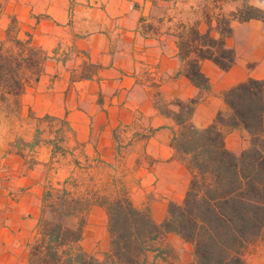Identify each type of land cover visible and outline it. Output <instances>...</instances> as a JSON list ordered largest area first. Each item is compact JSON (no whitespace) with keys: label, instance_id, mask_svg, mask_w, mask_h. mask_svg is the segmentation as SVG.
<instances>
[{"label":"crops","instance_id":"0c3cea01","mask_svg":"<svg viewBox=\"0 0 264 264\" xmlns=\"http://www.w3.org/2000/svg\"><path fill=\"white\" fill-rule=\"evenodd\" d=\"M245 3L264 10V0H0V42L16 25L15 35L28 34L47 56L37 81L0 102V264H31L33 246L50 242V229L76 230L82 221L70 249L104 259L111 236L99 200L122 190L137 208L149 206L157 224L169 202L183 201L191 175L171 145L178 126L157 105L199 98L192 122L203 129L229 114L225 91L264 80L260 20L232 22L225 44L236 62L229 71L202 63L209 90L183 72L181 35L196 26L219 39V15ZM225 142L241 154L250 136L226 131ZM152 179L158 199L150 203ZM170 240L194 252L169 234L146 264L194 261V254L161 256Z\"/></svg>","mask_w":264,"mask_h":264},{"label":"trees","instance_id":"16d2710c","mask_svg":"<svg viewBox=\"0 0 264 264\" xmlns=\"http://www.w3.org/2000/svg\"><path fill=\"white\" fill-rule=\"evenodd\" d=\"M250 20L264 22V10L245 3L236 12L219 15V39L210 30L200 33L196 26L181 35L183 72L196 87L210 89L202 71L204 61L223 71L233 67L236 53L225 41L233 34L232 22ZM46 59L28 34L23 41L11 40L8 33L7 40L0 42V102L8 96L19 98L27 85L39 79ZM223 99L229 114L219 113L203 129L192 122L199 98L157 105L178 126L171 145L191 175L183 201L169 202L161 224L154 221L149 206L137 208L125 191L114 198L102 197L99 203L107 210L111 236L109 255L98 259L70 249L81 238L82 221L76 230L50 229V242L33 246L31 264H146V255L156 251L155 243L169 234L193 245L191 264H247L248 250L264 238V80L249 78L225 91ZM236 129L250 136L241 154L226 147V131Z\"/></svg>","mask_w":264,"mask_h":264},{"label":"rangeland","instance_id":"374dc122","mask_svg":"<svg viewBox=\"0 0 264 264\" xmlns=\"http://www.w3.org/2000/svg\"><path fill=\"white\" fill-rule=\"evenodd\" d=\"M15 27L16 25H13L9 29L11 40H14L16 37H18L17 33L15 35V32H16V30L14 29ZM19 39L24 41L27 39V37L23 36L22 38H19ZM10 45H12V43H10L9 46ZM150 182L151 184L147 186V189H148L147 191L149 192V195L147 196V198H148V202L151 203V201L157 200L158 198H156L155 196V189H154L155 185L153 184V179L150 180ZM123 191L127 192L126 190H122L121 192ZM114 197L115 196L113 195L110 198H114ZM171 242L173 243V246H169ZM168 243H169L168 248H166L163 257H166V258L174 257L175 258L176 255H178L177 253H181L185 255H193V253L189 252L185 247L182 246V244L178 243L176 240L175 241L170 240L168 241ZM246 261H247V264H264V238L260 239L254 245L250 247L246 255Z\"/></svg>","mask_w":264,"mask_h":264}]
</instances>
